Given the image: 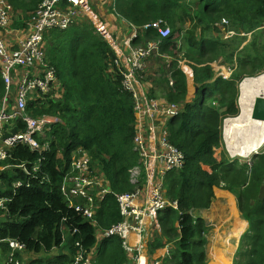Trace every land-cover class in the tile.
Returning a JSON list of instances; mask_svg holds the SVG:
<instances>
[{
    "label": "trees",
    "instance_id": "16d2710c",
    "mask_svg": "<svg viewBox=\"0 0 264 264\" xmlns=\"http://www.w3.org/2000/svg\"><path fill=\"white\" fill-rule=\"evenodd\" d=\"M42 1L10 0L14 11L23 15L10 29H23L24 19ZM113 13L136 28L132 47L147 49L156 44L160 51L158 55L151 52L135 74L136 97L124 85L116 39L108 33L103 18L76 22L64 31H47L45 64L55 72L56 81L48 93L31 95L26 113L58 121L45 138L36 135L40 144H49L48 150L32 152L19 145L12 150V158L0 161V167L25 163L31 174L27 176L17 166L0 173V201L8 209H0V241L24 245V251L14 253L16 259L24 254L53 253L45 264H73L79 254L90 257L95 247L94 264H134L120 237L97 240V236L123 220L117 196L135 192L130 172L140 163L135 151L138 107L160 98L165 107L178 109L166 128L170 145L183 153L185 164L164 176L167 199L176 209L168 206L158 214L161 237L148 244L149 255L154 259L169 246L170 253L161 264H207L204 247L210 226L196 217L210 207L216 190L225 185L236 197L241 218L249 223L250 233L242 238L238 254L246 257L244 264H264V199L259 198L264 186V154L240 171L215 157L222 123L240 113L241 80L264 69V40H260L264 31L258 30L244 48L247 38L241 36V32L263 26L264 0H115ZM187 20L191 22L188 29ZM157 23L161 26L154 27ZM167 28L171 35L163 39L159 30ZM224 31L234 34L224 40ZM177 35L184 36L183 42ZM163 55L169 58V67ZM220 60L235 68L229 80L215 78L212 64ZM140 82L150 83V94L145 93L146 86H138ZM198 87L188 102L190 90ZM5 93L0 77V104ZM14 105L11 100L9 111ZM20 131H26V124L12 121L5 124L3 135L7 138ZM78 150L91 158L89 176L101 183V189L110 190L98 199L96 195L92 220L76 210L77 204L69 207L61 193ZM34 165L40 166L39 172L32 170ZM145 175L143 170L141 178ZM18 183L21 186L15 188ZM236 186L242 190L237 192ZM87 202L81 197L79 204ZM65 228L69 232L66 240ZM244 244L249 251L243 253ZM11 252L8 243H0V262ZM39 263L44 264L40 260L32 264Z\"/></svg>",
    "mask_w": 264,
    "mask_h": 264
},
{
    "label": "built area",
    "instance_id": "2783aa9c",
    "mask_svg": "<svg viewBox=\"0 0 264 264\" xmlns=\"http://www.w3.org/2000/svg\"><path fill=\"white\" fill-rule=\"evenodd\" d=\"M84 1L43 0L37 9L24 19L22 29L24 38L14 46L13 42L9 41V37H6L12 32L10 26L13 23L14 8L10 0H0V77L6 87L3 102L0 104V161L12 158V150L19 145L27 147L32 152L49 149V144H40L36 135L45 138L50 126L58 120L52 117L33 118L27 115V103L33 94L48 93L56 81L55 72L49 70L45 64L43 51L45 34L50 29L67 30L74 24L77 9L85 6ZM93 16L96 15L91 13L90 18L92 19ZM224 23L227 22L224 21ZM159 26L161 24L157 23L154 27ZM133 29H135V35L129 40L127 47L132 55L117 64L124 77V85L137 97L134 76L143 69V60L157 46L150 44L147 49L132 47L131 42L137 37L136 28ZM159 31L163 39L171 35L168 28ZM116 52L118 55V50ZM125 65L127 70H124ZM144 84L140 82L138 86H145ZM11 100H14L15 105L9 111ZM138 110V134L135 138V151L140 157V163L130 172L131 182L136 186V189L131 194L117 196L123 220L112 229L98 235L120 237L125 251L133 256L134 264H160L158 260L145 262L144 251L148 245L146 244V235L156 222L158 214L165 211L168 206H175L167 199L164 176L173 170L182 169L185 160L183 153L170 145L166 124L146 120V115L159 111L158 113H166V115L175 117L178 115V109L175 106H169L160 110L157 101L153 100L145 107L140 105ZM12 121H21L26 124V131H20L4 138L5 124ZM153 125H155L154 129L163 127L162 136L153 132L148 134V129H152ZM90 164L91 158L82 150H78L72 158V174L64 178L61 193L69 203V207H74L77 204L76 210L92 220L97 208L96 200L99 196L110 193V190L101 189V183L96 182L92 175L89 176ZM13 166H17L15 168L24 171L27 176H31L25 163L0 167V173ZM32 170L37 173L40 166L34 165ZM143 170L146 173L144 179L141 178ZM43 180L48 179L43 178ZM20 186L21 184L18 183L15 188ZM100 189L103 193L98 195L97 191ZM81 197L88 201L83 206L79 204ZM4 204V200L0 201V209L8 212ZM2 242L8 243L12 251L5 264H22L19 259L15 258L14 253L24 251V245L14 240L0 241V243ZM167 249L169 250V248ZM88 259L89 257L84 258L83 253L78 255L76 261L79 264H91Z\"/></svg>",
    "mask_w": 264,
    "mask_h": 264
},
{
    "label": "crops",
    "instance_id": "0c3cea01",
    "mask_svg": "<svg viewBox=\"0 0 264 264\" xmlns=\"http://www.w3.org/2000/svg\"><path fill=\"white\" fill-rule=\"evenodd\" d=\"M84 2H85V6H81L77 9V15H76L74 23L80 22V21H87L88 19L91 20L90 18L91 13H93L96 16H100L105 21H107L108 22L107 24L109 27L108 33L116 37V50H118L119 61L123 62L124 59L130 56V53L127 47H128L129 40L134 38L135 29H133V27H131L127 22L119 19L117 16L114 15L113 11H114L115 0H87V1L85 0ZM96 16H93V18L95 19ZM22 17L23 15L21 13H16L13 15V21L14 22L20 21ZM263 28L264 27L260 29H263ZM11 30L12 32L6 37H9V41L11 43L13 42L15 46L20 40L24 38V33L22 32V29H20V26L19 28H13ZM241 36H244L242 32H241ZM251 41H252V37H249L248 43L247 44L243 43L244 45L242 47L247 46ZM263 75H260V76H263ZM258 77L253 78V79H257ZM145 86H146L145 91H147V94H150V87H151L150 83L145 84ZM258 96H264V79L261 82H259L258 85L255 88H253V90L249 91L247 94V100L251 101V104H250L251 109H253L254 101ZM156 101L159 102L161 105V107H159L160 110L165 109L164 101L162 102L158 100ZM251 115L252 114L245 115L244 113H241V109H240L239 117L236 119L235 118L228 119V121L225 123V129H224L225 141L231 148L233 155H239V157H244L245 159H250L254 155H252L251 157L250 156L246 157V156H241L240 155L241 153L247 154L254 150H258L259 148H262L264 146V123L254 122L251 118ZM251 138H254L255 142H252ZM222 193L227 194L226 195L227 198L225 200L226 201L228 200V204L223 205L221 201L216 200L217 199V196H216V198L213 199L210 207L204 210L203 212H206L207 210L209 212L213 208L214 210H217L221 213L220 214L221 224L218 227V231H217L218 237L214 245V251L216 253L212 256V260L215 258L217 259L219 257L221 258V260L227 261L225 263L223 262V264H231L232 260L234 259L233 258L234 253L236 252L238 253L240 246H241V241L243 237H240V236L244 233L245 229L249 227V223L247 221H244L242 218H239L240 216H239V211L237 207V200H236L234 193H232L233 195L227 191L222 192ZM217 194L218 193H216L215 195ZM233 221H236L233 226L235 230L231 231L228 239H227L228 235L226 236V238L223 239L222 237L226 235L227 230L228 231L231 230V223ZM150 231L151 232L148 233L149 240H147L146 244L151 243L153 239H155L156 234H157L154 228ZM101 238H102L101 234L97 236V240H100ZM232 238H239L237 249L233 246L232 248L233 252L223 253V249L224 250L231 249L230 239ZM226 239H227V244L225 242ZM224 242H225V245H222V243ZM167 248L161 249L163 250V253H161V250H159L157 254L154 255V259H159L161 257H165L166 255H168L170 253V249L168 250ZM61 253L67 254L68 251L63 250L61 251ZM51 255H53V253L47 254L48 256L47 258H49ZM129 255L131 256L132 261H133V256L131 254ZM144 257H145L146 262H149V257L152 259V256H150L148 253V245L146 246V250L144 251ZM96 258H97V252H96V247H95L93 249L92 255L89 257L88 260L89 262H91V264H94V260ZM205 259H206V256H205ZM75 264H79V263L75 261Z\"/></svg>",
    "mask_w": 264,
    "mask_h": 264
},
{
    "label": "rangeland",
    "instance_id": "374dc122",
    "mask_svg": "<svg viewBox=\"0 0 264 264\" xmlns=\"http://www.w3.org/2000/svg\"><path fill=\"white\" fill-rule=\"evenodd\" d=\"M191 9V8H190ZM17 12H15L14 11V14H16ZM180 25V24H179ZM178 25V26H179ZM186 26H187V29L188 28H190L191 27V22L190 21H188L187 20V22H186V24H185ZM263 26H264V24H263ZM257 31L258 30H253V31H251V32H249L248 34H246L247 35V40H246V42H244V44H247L248 43V39H249V37H252L253 38V35L255 34V33H257ZM234 33L232 32V33H228V32H223L222 33V35H223V37H224V40H227L229 37H231V35H233ZM183 35H181V36H179V35H177V39H179V40H181V42H183ZM260 40H264V36H263V34H262V37H261V39ZM243 44V45H244ZM242 45V46H243ZM45 48H46V43H45ZM221 62H222V60H220ZM185 62V60H183V62H182V64ZM186 65H187V62H186ZM220 65H219V62H216V63H214V64H212V70H213V72L215 73V75H217L218 74V69L220 68L219 67ZM227 67H228V65H227ZM188 69V68H187ZM232 70H234V68L231 66L230 67V71L232 72ZM229 71V72H230ZM264 74V69L261 71V72H257V73H254L253 74V76H251L250 78H252V77H255V76H260V75H263ZM233 75V74H232ZM232 75L231 76H228V77H226V75L224 76V77H226L227 79H230L231 77H232ZM246 78H248V77H246ZM247 80V79H246ZM195 92V89H192V90H190V92H189V94H188V97H187V101L189 102L190 100V98H192V95H193V93ZM209 92H212L210 89H209ZM239 95H241V92L239 93ZM208 98V97H207ZM156 100H158V101H161L162 102V100L159 98V99H156ZM208 105H210V102H209V104ZM238 108H240V106L238 105ZM239 115H240V113H239V111H238V114L235 116V117H231V116H228V117H226V118H228V119H233V118H238L239 117ZM227 119V120H228ZM226 120V121H227ZM226 121H225V123H226ZM225 123H224V125H223V123H222V125H221V129L223 128V131H222V137H221V140H220V146L219 147H217L216 149H215V157L218 159V161L219 162H221L223 159H225L226 160V162H227V166H230V164H232V165H235L236 166V171H240V170H242V168L243 167H241V166H243V165H245V164H251V162H252V158L251 159H245L244 157H239V155H233V153H232V150H231V148L229 147V145L227 144V142L225 141V135H224V129H225ZM154 127H155V125H153V128L152 129H148V134H151L152 132L154 133V134H158V130L160 129V128H157V129H154ZM257 152H259V154L260 155H262V154H264V146L262 147V148H259L258 150H257ZM231 178H233V177H231ZM231 185V184H230ZM242 190V188L241 187H238V186H236V191L238 192V191H241ZM225 191H227V192H230L231 194H232V192L228 189V188H225V185H223L222 186V188L219 190V189H217L216 190V193H218L216 196H217V199L216 200H219V201H221L222 202V204L223 205H226V204H228V200L226 201L225 199L227 198L226 197V195L227 194H224V193H222V192H225ZM223 194V195H222ZM233 195V194H232ZM216 198V197H215ZM215 200V201H216ZM220 212L219 211H217V210H214L213 208L208 212V210L206 211V212H200L199 213V215L200 216H197L196 218H200V219H202L205 223H207L209 226H210V230L207 232V234L205 235V238L207 239V243L205 244V252H206V259H205V261L206 262H208L207 264H215V263H217V264H223V262L225 263V262H227V261H224V260H221V258H215V259H213L212 260V256L216 253L215 251H214V245H215V243H216V239H217V231H218V227L220 226V224H221V221H220ZM239 216H240V214H239ZM239 218H241V216L239 217ZM235 219V218H234ZM235 222L236 221H233L232 223H231V230L230 231H228L227 230V233H226V235L224 236V237H222L223 239L224 238H226V236H227V239H228V237H229V235H230V233H231V231L233 230H235V228H233V226H234V224H235ZM156 223H157V221L154 223V225H153V227L150 229V230H152L153 228L155 229V232L157 233L156 234V237H161V232L159 231V229L157 228V226H156ZM156 227V228H155ZM149 230V232H151ZM148 232V233H149ZM63 233H64V239L66 240V238H67V236L69 235V232H68V230L67 229H64L63 230ZM250 233V229H249V227L247 228V229H245V231H244V233L240 236V237H244V239H245V236L247 235V234H249ZM221 238V237H220ZM146 239L147 240H149V236L148 235H146ZM227 239L225 240V242H226V244H227ZM238 241H239V238H232V239H230V247H231V249L230 250H224L223 249V253H228V252H233L232 251V248H233V246L237 249V244H238ZM245 241V240H244ZM67 242V241H66ZM66 242H65V244H66ZM225 242L224 243H222V245H225ZM246 242V241H245ZM147 243V242H146ZM246 245L247 244H244L243 245V253H244V251H246ZM168 248H170L169 246H167ZM145 250H146V248H145ZM248 250V249H247ZM249 251V250H248ZM60 253H61V251H59ZM235 252H236V250H235ZM150 255H151V252L149 251L148 252ZM57 254V253H56ZM55 255V254H54ZM51 256H53V255H51ZM48 256L47 255H28V254H24L23 255V257L21 258V259H19L20 260V262L22 263V264H29V262L30 261H33L32 263H34V262H36V261H41V262H43L44 264L46 263V258H47ZM234 258V259H233ZM233 260H232V262H231V264H236L235 262H236V260H238V261H240V263L241 264H244V261H245V259H246V257H243L242 255H239L237 252L236 253H234V256H233ZM1 259V258H0ZM149 259H150V261H152V259L149 257ZM160 262H162L163 260H164V257H161L160 259ZM7 262V256H6V258L3 260V261H1L0 262V264H5ZM31 263V264H32ZM39 264H42V263H39Z\"/></svg>",
    "mask_w": 264,
    "mask_h": 264
},
{
    "label": "clouds",
    "instance_id": "9594fccd",
    "mask_svg": "<svg viewBox=\"0 0 264 264\" xmlns=\"http://www.w3.org/2000/svg\"><path fill=\"white\" fill-rule=\"evenodd\" d=\"M262 27H264V26H262ZM261 27V28H262ZM256 30H259V31H264V28L263 29H256ZM246 34H248V33H246ZM246 34H244L243 33V35L247 38V35ZM110 35H112V34H110ZM113 36V35H112ZM115 39H116V37L115 36H113ZM45 38V37H44ZM131 44H132V42H131ZM154 45H156V44H154ZM157 46V45H156ZM115 47H116V43H115ZM135 48V47H134ZM242 48H244V47H242ZM159 51H160V48L157 46V47H155V49H153L152 50V53L154 52V53H156L157 55H158V53H159ZM130 53V56L132 55V52L130 51L129 52ZM116 54H117V52H116ZM118 56V55H117ZM149 56H151V55H149ZM148 56V57H149ZM160 57H162V58H165V63H166V65H167V67H169L170 66V60H169V58H167V57H165L164 55L163 56H160ZM219 69H218V74L217 75H215V78H222V79H224V80H229V79H227L226 77H228V76H231L233 73H234V71H235V68H234V70H232V72L230 71V67H231V65H228V64H225L224 62H223V60H222V62L221 61H219ZM227 65H228V67H227ZM234 66H236V64L234 65ZM142 67H144V64H143V66ZM124 70H127V66L125 65V67H124ZM230 71V72H229ZM215 74V73H214ZM226 75V77H224ZM257 76H255V77H252V78H250V77H248V78H246V77H244L242 80H241V82H240V84H239V93L241 92V85L246 81V79L248 80V79H253V78H256ZM145 85V84H144ZM198 89H199V87L198 88H196L195 89V92H197L198 91ZM194 92V93H195ZM240 96L241 95H239V101H238V105H239V103H240ZM153 99V98H152ZM154 101H156L155 99H153ZM240 106V105H239ZM240 109V108H239ZM176 117V116H175ZM175 117H173V118H175ZM228 119V118H227ZM226 119V120H227ZM137 120H138V116H137ZM225 120V121H226ZM158 123V122H157ZM225 123V122H224ZM158 124H161V123H158ZM167 125H169V123L168 124H166V126ZM159 131V130H158ZM257 155H259V152L256 154V155H254L253 157H252V160H253V158L255 157V156H257ZM251 159V158H250ZM221 188H219V190H220ZM171 204H173V203H171ZM174 205V204H173ZM173 208H175L176 209V204H175V206H172ZM201 212H203V211H201ZM156 221H157V219H156ZM153 227V226H152ZM167 248V247H166ZM165 249V248H164ZM165 258V257H164ZM153 259V258H152ZM76 260H77V258H76ZM75 260V261H76ZM156 260H158V261H160L159 259H153L152 261H150V259H149V262H155ZM145 262H146V260H145ZM73 264H75V262L73 263ZM160 264H161V262H160Z\"/></svg>",
    "mask_w": 264,
    "mask_h": 264
},
{
    "label": "bare ground",
    "instance_id": "6f19581e",
    "mask_svg": "<svg viewBox=\"0 0 264 264\" xmlns=\"http://www.w3.org/2000/svg\"><path fill=\"white\" fill-rule=\"evenodd\" d=\"M263 79H264V75L259 76L257 79H248L241 85V98H240L241 113H244L245 115L253 114V109H251V107H250L251 101L247 100V94L249 91L253 90V88H255L258 85V83L261 82ZM258 97L260 98V97H264V96H258ZM253 108H254V105H253ZM251 118H252V115H251ZM252 120L254 122L264 123L263 121L254 120L253 118H252ZM251 141L255 142V139L251 138ZM256 153H257V150H254V151L247 153V154L241 153L240 155L246 156V157L247 156L251 157L252 155H255Z\"/></svg>",
    "mask_w": 264,
    "mask_h": 264
},
{
    "label": "water",
    "instance_id": "95a60500",
    "mask_svg": "<svg viewBox=\"0 0 264 264\" xmlns=\"http://www.w3.org/2000/svg\"><path fill=\"white\" fill-rule=\"evenodd\" d=\"M252 118L254 120L264 122V97H258L257 99H255ZM259 198L264 199V186L260 189Z\"/></svg>",
    "mask_w": 264,
    "mask_h": 264
},
{
    "label": "flooded vegetation",
    "instance_id": "af4514ba",
    "mask_svg": "<svg viewBox=\"0 0 264 264\" xmlns=\"http://www.w3.org/2000/svg\"><path fill=\"white\" fill-rule=\"evenodd\" d=\"M157 105L159 107H161L160 103L157 102ZM173 119V117L166 115V113H157V112H153V113H148L146 115V120H150V121H154V122H158V123H163V124H168L170 123V121ZM163 127L161 129H159L158 131V136H162L163 135ZM218 160V159H217Z\"/></svg>",
    "mask_w": 264,
    "mask_h": 264
}]
</instances>
